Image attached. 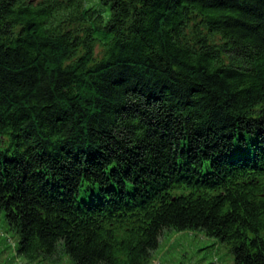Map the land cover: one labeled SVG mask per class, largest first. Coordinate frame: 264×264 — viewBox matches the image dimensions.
Instances as JSON below:
<instances>
[{"label": "trees", "instance_id": "obj_1", "mask_svg": "<svg viewBox=\"0 0 264 264\" xmlns=\"http://www.w3.org/2000/svg\"><path fill=\"white\" fill-rule=\"evenodd\" d=\"M0 212L24 263L264 264V0H0Z\"/></svg>", "mask_w": 264, "mask_h": 264}, {"label": "rangeland", "instance_id": "obj_2", "mask_svg": "<svg viewBox=\"0 0 264 264\" xmlns=\"http://www.w3.org/2000/svg\"><path fill=\"white\" fill-rule=\"evenodd\" d=\"M17 237L0 212V264H30L16 252ZM33 264H43L37 262ZM44 264H52L45 262ZM55 264H71L62 257ZM149 264H234L229 248L200 231L176 232L165 229Z\"/></svg>", "mask_w": 264, "mask_h": 264}]
</instances>
